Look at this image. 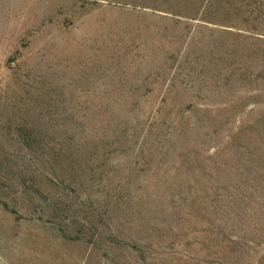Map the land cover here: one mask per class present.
<instances>
[{"label": "rangeland", "instance_id": "374dc122", "mask_svg": "<svg viewBox=\"0 0 264 264\" xmlns=\"http://www.w3.org/2000/svg\"><path fill=\"white\" fill-rule=\"evenodd\" d=\"M0 264H264V0H0Z\"/></svg>", "mask_w": 264, "mask_h": 264}, {"label": "crops", "instance_id": "0c3cea01", "mask_svg": "<svg viewBox=\"0 0 264 264\" xmlns=\"http://www.w3.org/2000/svg\"><path fill=\"white\" fill-rule=\"evenodd\" d=\"M151 15H164L163 13H159V12H149Z\"/></svg>", "mask_w": 264, "mask_h": 264}]
</instances>
